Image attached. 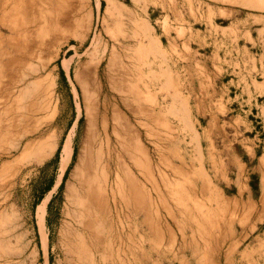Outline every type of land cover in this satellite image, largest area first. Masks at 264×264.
<instances>
[{
    "label": "rangeland",
    "instance_id": "1",
    "mask_svg": "<svg viewBox=\"0 0 264 264\" xmlns=\"http://www.w3.org/2000/svg\"><path fill=\"white\" fill-rule=\"evenodd\" d=\"M32 5L12 36L24 81L0 82V264H71L96 154L95 264H264V0Z\"/></svg>",
    "mask_w": 264,
    "mask_h": 264
},
{
    "label": "bare ground",
    "instance_id": "2",
    "mask_svg": "<svg viewBox=\"0 0 264 264\" xmlns=\"http://www.w3.org/2000/svg\"><path fill=\"white\" fill-rule=\"evenodd\" d=\"M35 1L37 0H0V32H6L8 34V37L4 40H2L0 35V41L4 43V47L0 45V82L5 79L4 84H7V88L4 90L7 91L6 96L4 95L5 97H9L10 91L16 83L24 81L22 77L20 80L14 79L16 63L11 55L14 51L12 47V36L15 35L17 31L23 30V28H21L22 23L17 21L16 17L18 15L24 16L26 11L30 8L34 10L35 8L33 5L35 4L32 5V3ZM31 5L33 7H31ZM37 9L38 8H36V10ZM4 96L2 95V98H4ZM90 154L91 149L89 151V155ZM61 164L63 171L65 167L64 161H62ZM108 164L99 154L93 156L84 169V175L78 184L77 191L75 190L76 197L73 201V213L64 235V245L68 260L71 264H95L96 256L94 253L96 249L93 244L92 230L103 212L109 207L107 199V183L110 179V175L107 172V170H109L107 169ZM79 173H81V170ZM114 175L118 176L116 173H114ZM42 243L46 250V240L43 239Z\"/></svg>",
    "mask_w": 264,
    "mask_h": 264
},
{
    "label": "trees",
    "instance_id": "3",
    "mask_svg": "<svg viewBox=\"0 0 264 264\" xmlns=\"http://www.w3.org/2000/svg\"><path fill=\"white\" fill-rule=\"evenodd\" d=\"M59 75H60V77H62V78H64V76H63V72H62V70H59ZM79 121V120H78ZM58 151H59V148H57L56 149V151H55V154H54V160L57 158V155H58ZM73 156H74V149H72V154H71V157H70V161L73 159ZM68 167H69V165L67 166V168L64 170V172H63V175H62V177H61V180H60V183H59V185H58V187H57V189L59 190L61 187H62V185H63V182H64V180H65V177H66V174H67V171H68ZM50 183H48L46 186H45V192H48L49 190H50ZM41 199V197L39 198V200Z\"/></svg>",
    "mask_w": 264,
    "mask_h": 264
},
{
    "label": "crops",
    "instance_id": "4",
    "mask_svg": "<svg viewBox=\"0 0 264 264\" xmlns=\"http://www.w3.org/2000/svg\"><path fill=\"white\" fill-rule=\"evenodd\" d=\"M230 74H232L234 77H237L235 81L230 79V83L232 85H234L235 87H241V89H243V81H242V79L246 80L247 76H245L243 74H238V73L234 74V72H230ZM254 97H259V95L255 94Z\"/></svg>",
    "mask_w": 264,
    "mask_h": 264
}]
</instances>
